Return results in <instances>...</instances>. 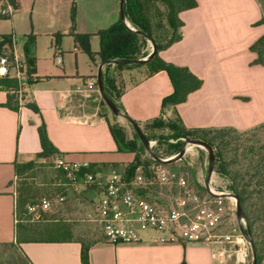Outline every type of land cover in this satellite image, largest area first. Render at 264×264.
<instances>
[{"label":"crops","instance_id":"0c3cea01","mask_svg":"<svg viewBox=\"0 0 264 264\" xmlns=\"http://www.w3.org/2000/svg\"><path fill=\"white\" fill-rule=\"evenodd\" d=\"M195 1L196 7L178 15L183 22L181 40L159 56L188 68L203 86L185 103L164 111L162 102L173 93L165 72L154 71L146 63L122 67L102 63L98 56L85 53L71 35L73 27L75 33H90L91 50L97 53L100 38L96 33L118 19L113 0L83 2L99 11L88 16L77 11L74 26L70 1L67 12L55 10L52 17L40 18L34 13L36 4L28 6L19 0L18 11L9 19H0V40L11 35L15 59L34 72L17 110L7 105L9 91L0 88V246L19 252L29 264H84L78 239H30L25 225L15 221L19 169L42 153L39 128L43 124L60 152L55 157L89 162L94 173L106 179L115 170L124 171L134 159V154L119 151L110 130V124L117 123L133 139L134 129L126 117L141 128L161 115L179 118L187 129L247 130L264 123V66L253 65L257 54L251 51L264 36L260 4L257 0ZM249 32H253L250 38ZM100 70L102 78L107 71L121 89L122 115H115L112 122L88 99L92 95L97 99L91 93ZM57 179V187L73 194L58 173ZM82 195L95 199V205L100 197L92 190ZM140 236L142 240L132 244L114 245L105 237L92 243L89 264H229L227 258L215 257L207 245L159 243L153 232Z\"/></svg>","mask_w":264,"mask_h":264},{"label":"trees","instance_id":"16d2710c","mask_svg":"<svg viewBox=\"0 0 264 264\" xmlns=\"http://www.w3.org/2000/svg\"><path fill=\"white\" fill-rule=\"evenodd\" d=\"M11 1L16 5L17 0ZM179 1L182 3V6L176 10L174 17L175 30L183 27V22H181L178 17L179 13L197 6L195 0ZM257 1L263 12V19L259 24L264 25V0ZM128 7L138 13V10L134 5L129 4L128 6V3L126 2V4H124L125 16L129 13ZM71 17L74 26V4ZM138 25L141 24L138 23ZM138 31L150 35V33L145 28L142 29V27L141 30ZM98 32L97 35L100 38V49L97 53H94L91 50V34L75 33L73 27L71 35L76 44L79 45L85 53L92 58L98 56L102 62L134 60L135 58H138L140 54L138 46L139 40L136 38V34H132L121 20L116 21L109 27L101 29ZM181 38L182 34L179 32V34H175L166 45L161 47L157 45L155 56L150 61L146 62V64L153 67L154 71L165 72L173 86V93L164 98L162 102L163 111L170 107L185 103L192 93L198 91L203 86V81L195 76L188 68L167 63L159 56L161 51L180 41ZM11 39V35L3 36L0 45H8L9 50L12 51ZM251 51L257 54V59L254 61L253 65L264 66V36L251 46ZM128 65L130 64L118 63L117 67ZM106 72L103 74L105 91L111 100H113L120 109H123L119 101L120 94L118 97H115L113 94L115 82L110 79ZM28 73L30 75L28 83H31L34 72L30 67L28 68ZM18 85L16 79L0 78V88L7 89L10 93L7 105L15 110H17L19 106L12 107L10 103L11 101H16V92L19 88ZM162 117L164 116L161 115L159 118L147 122L144 125L145 129L143 130L147 139L149 141L157 140L159 144L167 143L168 153L171 156L181 152L186 140L203 142L212 148L215 158V171L219 176L229 182V190L232 194L238 197L243 217L246 220V231L251 237V242L256 252L257 264H264V140L257 138L258 134L264 131V123L247 130H238L233 127L187 129L183 126L179 118L175 120L166 119V121H163ZM110 130L118 145L119 151L134 154L133 161L128 164L124 171V177L128 179L134 178L137 174L138 168H141L143 175L146 178H150L153 175L155 168L158 166L176 170L178 172L186 171V168L178 167L179 161L162 163L159 160H156L154 157H164L155 150H153V156H146V148L135 129L133 139H129L124 128L118 124H110ZM145 130H147L148 133ZM163 130L169 131L170 134L159 136L157 134L158 131ZM39 135L43 149L42 153L39 154L40 157L55 158L56 155H60V152L54 148L48 139L44 124L39 128ZM171 140H173L174 143H172ZM189 172L191 178L190 187L199 195H205L206 188L199 183L196 172L193 170H189ZM155 186L156 184L140 189V194L145 199L161 203L163 199H160V192L154 189ZM79 242L83 245V263L89 264L88 252L91 244L85 243L82 240H79ZM8 249L12 251V249L6 245L0 246V251H7ZM17 253L18 256L16 257L15 262L11 260L4 262L0 258V264H29V261L23 255L19 252Z\"/></svg>","mask_w":264,"mask_h":264},{"label":"built area","instance_id":"2783aa9c","mask_svg":"<svg viewBox=\"0 0 264 264\" xmlns=\"http://www.w3.org/2000/svg\"><path fill=\"white\" fill-rule=\"evenodd\" d=\"M14 13L15 5L11 0H0V19H9ZM11 42L13 45V38ZM0 78L16 79L19 96L30 79L27 68L15 59L8 45H0ZM149 142L150 150L145 148L153 156L156 141ZM187 152L183 148L181 157L179 152L170 158H154L162 163L178 162L185 158ZM53 168L62 177L64 187L73 193L82 194L90 190L99 193L91 221L114 245L136 243L142 240L141 232H153L158 234L159 243L203 244L209 246L217 258L234 259L237 264L247 261L251 237L246 231V220L237 217V227L224 231L227 218L233 211L237 213V200L230 190H216L212 179L205 186L206 194L201 196L190 187L181 172L162 166L156 167L150 178H146L138 168L132 179L124 177L125 170L121 174L114 171L103 179L94 173L89 162L73 161L63 156L54 158ZM154 184L172 190L166 195V201L157 203L142 197L139 190ZM64 200V197L59 198V201ZM51 206V200L43 198L38 204L28 206V215L36 221ZM15 221L17 224L22 222L18 209Z\"/></svg>","mask_w":264,"mask_h":264},{"label":"rangeland","instance_id":"374dc122","mask_svg":"<svg viewBox=\"0 0 264 264\" xmlns=\"http://www.w3.org/2000/svg\"><path fill=\"white\" fill-rule=\"evenodd\" d=\"M69 1L71 2L72 7L74 4L75 17L77 11H80V13L83 12L86 16H88V13L91 11H99L95 7L90 9L88 6L86 7L82 4L83 2L85 3V1L96 2L97 0H25L28 6L29 4H36L34 13H39L42 16H40V18L52 17L55 10H59L60 12H64L65 10L67 12ZM113 1L114 6L116 7L114 15H118V19L115 20L114 23L121 20V22L125 24L132 34H136V38L139 40L138 46L140 54L138 58H135L134 60L147 58L153 51V43L156 47L157 45L160 47L164 46L173 38L175 34H179V32H181L180 29L175 30L174 28L176 10L182 6V3L179 0H124V4H126V2L128 3V6L129 4H132L138 10L137 13L128 7L129 13L127 16L124 14L125 17L122 16V0ZM17 4H19V0H17ZM17 4L15 5V13L19 8ZM138 23L141 25H138ZM141 27L142 29L145 28L150 35L138 31L141 30ZM98 33L99 32L96 34ZM252 33L253 32L248 33L249 38L253 36ZM99 61L102 62L100 59ZM109 62L115 61H103L102 63L107 64ZM109 67V65L105 66V70ZM93 88L94 93L91 94H96L97 99L93 98V95L92 97L89 96L88 99H91L94 104L99 105L100 112L106 117H109L111 122L114 121L116 119V114L112 112L104 101L98 82L94 83ZM113 94L115 97H118L119 94H121V89L118 88V85L114 86ZM16 96V101H11L10 103L12 107H16L19 104L20 96L17 93ZM166 119L175 120L177 117H162L163 121H166ZM112 124L117 123L112 122ZM143 129H145V127H143L142 130ZM157 134L159 136H166L167 134H170V132L163 130L158 131ZM257 138L264 140V131L258 134ZM151 141H156V144H153V150L158 152L162 157L170 158L176 155L174 154L171 156L168 153L167 143L159 144L157 140ZM189 141L191 140H186L184 142L183 148H186L188 152L185 158L182 161H179L178 167L186 168V171H182L181 174L186 178L189 185L191 184L189 170H193L197 174L199 183L202 186H206L209 176L208 151L205 147L189 143ZM171 142L174 143L173 140H171ZM145 155H150L149 151L146 150ZM53 160L54 158L52 157L38 156L31 162L22 165L19 169L20 178L17 185L19 200L18 212L20 214V218L22 219V222L19 224L25 225V230L28 234L27 237L30 239H78L88 244L103 240L104 234L102 230L96 223L91 221L95 214V199H91L88 195L83 196L82 194H70L62 188L57 187L55 185V180L58 181L57 172L53 168ZM115 172L121 174L123 171L115 170ZM210 179L213 180L212 185L216 190H229V182L216 173L215 165L214 171L212 172L209 180ZM154 189L160 192V199H163L164 201L167 200L166 195L172 193V190L165 186L156 185ZM93 194L95 196V193L93 192L91 193V196ZM60 197H64L65 200L59 201ZM43 198L51 200V209L47 212L41 213L40 218L33 221L31 216L28 215V206L38 204ZM226 202L229 203V201ZM237 225V213L236 211H233L227 218L223 229L228 232L232 228L237 227ZM0 255V258L4 262L7 260L15 262L18 253L15 250L11 251L8 249L7 251L1 250ZM247 255V261L245 264H253L252 246L249 247ZM228 263L237 264L234 259L228 260Z\"/></svg>","mask_w":264,"mask_h":264},{"label":"water","instance_id":"95a60500","mask_svg":"<svg viewBox=\"0 0 264 264\" xmlns=\"http://www.w3.org/2000/svg\"><path fill=\"white\" fill-rule=\"evenodd\" d=\"M121 10H122V16L124 17V0L121 1ZM153 46L154 47H153L152 53L145 59H142V60H122V61H115V63H121V64H141V63H146V62L150 61L155 56V54L157 52V49H156V46H155L154 43H153ZM98 85H99V89H100V92H101V95H102L104 101L106 102L108 107L112 110V112L114 114H116V115H122L121 109L118 107V105L116 103H114L111 100V98L107 95V93L105 91L103 78H102V70H100L99 74H98ZM126 118L132 124V126L134 127L135 131L137 132V134H138L139 138L141 139L142 143L144 144V146L148 150H150V142L147 139L146 135L144 134L142 128L139 126V124L136 121L132 120L129 117H126ZM189 143L201 145V146L205 147L207 149V151H208V156H209V168H208L209 176H208V179H207V183H208L209 182V178H210L212 172L214 171V163H215L214 152H213L211 147H209L207 144H205L203 142L189 141ZM182 155H183V150L180 152L179 157H181ZM173 160L174 159L168 160L166 162H170V161H173ZM234 197L237 200V204H236L237 205V217H238V219H241L243 217V213H242L241 207L239 205V199L235 195H234ZM251 246H252L253 264H257L256 252H255V249H254V246H253L252 242H251Z\"/></svg>","mask_w":264,"mask_h":264}]
</instances>
